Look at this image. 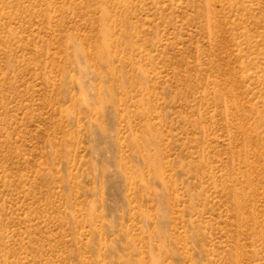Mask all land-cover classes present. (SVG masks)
Listing matches in <instances>:
<instances>
[{
	"label": "rangeland",
	"instance_id": "rangeland-1",
	"mask_svg": "<svg viewBox=\"0 0 264 264\" xmlns=\"http://www.w3.org/2000/svg\"><path fill=\"white\" fill-rule=\"evenodd\" d=\"M0 264H264V0H0Z\"/></svg>",
	"mask_w": 264,
	"mask_h": 264
}]
</instances>
